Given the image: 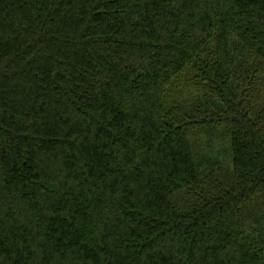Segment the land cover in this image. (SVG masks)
I'll return each instance as SVG.
<instances>
[{
    "label": "trees",
    "instance_id": "1",
    "mask_svg": "<svg viewBox=\"0 0 264 264\" xmlns=\"http://www.w3.org/2000/svg\"><path fill=\"white\" fill-rule=\"evenodd\" d=\"M0 264H264V0H0Z\"/></svg>",
    "mask_w": 264,
    "mask_h": 264
},
{
    "label": "rangeland",
    "instance_id": "2",
    "mask_svg": "<svg viewBox=\"0 0 264 264\" xmlns=\"http://www.w3.org/2000/svg\"><path fill=\"white\" fill-rule=\"evenodd\" d=\"M210 156H212L216 161L221 162L223 164H228L231 162L232 156L231 151L229 149L228 140L219 141L214 149L210 152Z\"/></svg>",
    "mask_w": 264,
    "mask_h": 264
}]
</instances>
